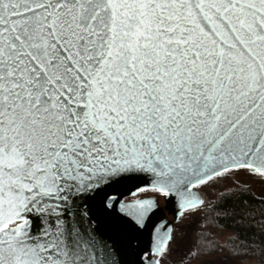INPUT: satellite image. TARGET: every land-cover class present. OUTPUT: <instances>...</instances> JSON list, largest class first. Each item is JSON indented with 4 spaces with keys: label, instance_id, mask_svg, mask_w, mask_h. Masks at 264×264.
<instances>
[{
    "label": "snow or ice",
    "instance_id": "snow-or-ice-1",
    "mask_svg": "<svg viewBox=\"0 0 264 264\" xmlns=\"http://www.w3.org/2000/svg\"><path fill=\"white\" fill-rule=\"evenodd\" d=\"M237 170L264 188V0H0V264H162L159 197L215 208L227 264H264ZM126 179L152 193L109 226L153 224L139 261L101 230Z\"/></svg>",
    "mask_w": 264,
    "mask_h": 264
},
{
    "label": "rangeland",
    "instance_id": "rangeland-1",
    "mask_svg": "<svg viewBox=\"0 0 264 264\" xmlns=\"http://www.w3.org/2000/svg\"><path fill=\"white\" fill-rule=\"evenodd\" d=\"M230 178L233 181H238L241 185H248L257 195H264V188L261 187V181L250 178L244 170L231 172ZM151 193L152 190L147 189L134 197H140L141 195L149 196ZM212 196L213 192L209 188L207 199H211ZM134 197H128L126 199H132ZM158 203L162 206L164 204V198L159 197ZM193 212L195 211L193 210ZM198 213L189 215L188 211L185 214L182 212L176 218L171 214H166V218L170 222L171 231H173V239L170 241L166 255L160 257L162 264H227V262L232 259L222 254L195 259L188 255L187 251L184 252V249L186 248L185 245L191 242L193 235L192 230L188 229V221H190L191 218V221H193ZM172 227H175L176 229H173ZM216 235L219 239L224 240L227 233H216Z\"/></svg>",
    "mask_w": 264,
    "mask_h": 264
},
{
    "label": "trees",
    "instance_id": "trees-1",
    "mask_svg": "<svg viewBox=\"0 0 264 264\" xmlns=\"http://www.w3.org/2000/svg\"><path fill=\"white\" fill-rule=\"evenodd\" d=\"M231 173V172H230ZM230 173H228L224 178L222 183L224 185H230L234 182L230 178ZM241 185V184H240ZM242 188H245L249 194H255L248 185H241ZM213 193L220 191L219 187L213 188L209 187ZM245 198L250 199V195ZM206 204H215V200L212 198H208L205 201ZM258 203V202H257ZM195 211V210H194ZM215 208L204 209L201 208L199 213L196 214L195 219L193 221L192 218L188 221V229L192 230V240L189 244H186V248L184 252L187 251L188 255L191 257L202 258V257H210L212 255H226L232 258L227 254V249L224 247L226 237L232 232V228L230 225L226 224L222 219H214L215 216ZM187 211L183 212L185 214ZM224 225V227H220L219 225ZM173 228V227H172ZM173 229H176L175 227ZM216 233H227L224 240L219 239ZM173 236V231H172ZM241 242H244V236L240 237ZM250 242V241H249ZM252 257H247L246 259H251ZM257 260H259V255L255 256Z\"/></svg>",
    "mask_w": 264,
    "mask_h": 264
},
{
    "label": "water",
    "instance_id": "water-1",
    "mask_svg": "<svg viewBox=\"0 0 264 264\" xmlns=\"http://www.w3.org/2000/svg\"><path fill=\"white\" fill-rule=\"evenodd\" d=\"M112 187H115L118 191V194L120 195V200H118L117 208L112 209L111 215L107 218H101V230L104 232L105 235L111 236L113 241L117 245L118 251L121 253V258L123 260L128 259H137L139 261V257H131L127 251H126V244L128 237H135L136 239L133 241L134 243L138 244V248L142 250L143 252H148V246L151 243V232L150 229L153 227V224L150 222L148 227H145L143 231H131V230H124L123 232H117L113 230L109 225L111 222H119L123 224L124 218L123 215L119 213L118 208L121 202L128 203L132 200H125L128 197H132L136 194L135 189L137 187H142V184L140 180L138 179H126L123 181H120L118 184L113 185ZM135 200V199H133ZM178 200L176 197H173L172 199H165L164 198V204L160 206V211L156 213V215L153 217V220H157V218L160 221H166L168 225H170V222L166 218V214H171L173 217H177L182 212L178 209ZM165 225H161L157 230L163 231Z\"/></svg>",
    "mask_w": 264,
    "mask_h": 264
},
{
    "label": "flooded vegetation",
    "instance_id": "flooded-vegetation-1",
    "mask_svg": "<svg viewBox=\"0 0 264 264\" xmlns=\"http://www.w3.org/2000/svg\"><path fill=\"white\" fill-rule=\"evenodd\" d=\"M142 193V192H141ZM138 194H140V192L138 193V192H136V194L134 195V196H136V195H138ZM134 196H132V197H134ZM141 197H144L143 195H141L140 197H134V198H132V199H125V200H133V199H137V198H141Z\"/></svg>",
    "mask_w": 264,
    "mask_h": 264
}]
</instances>
